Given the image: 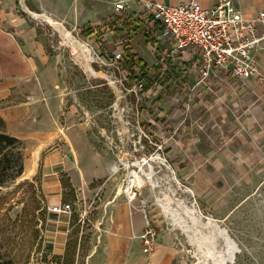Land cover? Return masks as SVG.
I'll list each match as a JSON object with an SVG mask.
<instances>
[{
    "label": "rangeland",
    "instance_id": "rangeland-1",
    "mask_svg": "<svg viewBox=\"0 0 264 264\" xmlns=\"http://www.w3.org/2000/svg\"><path fill=\"white\" fill-rule=\"evenodd\" d=\"M44 29L69 110V118L62 122L66 130L59 129L65 159L56 169H63L57 175L62 184L60 204H69L70 212L50 211L42 186L46 169L42 158L40 173L24 176L31 154L21 140L22 172L0 183V244L12 264H150L157 243L171 246L172 264H206L199 260L197 239L207 241L208 217L225 228L238 247L229 264H264V176L254 184L234 186L214 207L194 199L167 159V165L152 161L155 186L146 182L134 187L130 199L125 191L128 172L140 168L134 161L157 153L166 158L159 132L144 125L149 109L145 97L128 90L131 78L119 80L95 61L94 51L105 47L100 48L107 37L103 30L66 28L89 47L86 55L55 25L47 23ZM143 41L138 36L132 44L138 48ZM87 62L95 72L87 70ZM141 167L148 170L147 164ZM166 196L187 218L189 230L162 211L157 199ZM189 208L199 217L198 223L187 215ZM53 218L66 222V231L51 228ZM147 224L156 231L151 248L140 237ZM137 226L138 233L133 228ZM223 246L217 237L215 250Z\"/></svg>",
    "mask_w": 264,
    "mask_h": 264
},
{
    "label": "crops",
    "instance_id": "crops-1",
    "mask_svg": "<svg viewBox=\"0 0 264 264\" xmlns=\"http://www.w3.org/2000/svg\"><path fill=\"white\" fill-rule=\"evenodd\" d=\"M115 1L118 0L0 2V117L5 131L29 147V164L36 161L29 176L40 173L38 160L43 159L46 169L42 186L50 206L62 202V184L57 175L63 169L56 166L65 159L59 129L66 128L62 122L69 118V110L65 109L59 67L49 51L44 28L47 23L54 26L52 21L71 30L93 25L94 31L99 28L107 36L100 45L105 47L96 51L111 52L116 47L115 38L119 39L123 30L120 23L115 25L116 32L107 24L117 13ZM125 1V13L135 15L143 10L146 0ZM151 1L176 4L184 0ZM195 1L203 7L216 2ZM234 2L246 16L264 11V0ZM130 21L138 27L126 35L125 45H130L137 64L149 66L157 59V49L154 52L155 48L148 44L144 21ZM257 32L264 34V21L258 23ZM138 36L144 40L138 47L142 54L132 44ZM158 45L160 49L170 48L163 40ZM253 54L258 66L254 75L236 78L221 69L218 75L210 73L200 82L197 63L190 55L183 54L182 60L178 56L169 58L162 85L154 94L159 112L148 123L159 132L165 157L176 176L194 199L208 206L219 207L225 199L223 195L234 186L254 184L264 176V40L259 41ZM50 145L53 147L47 149ZM55 221H51V228L66 231V222ZM133 228L138 233V226ZM116 253L117 249H113L112 255ZM173 255L168 243H157L150 264H172Z\"/></svg>",
    "mask_w": 264,
    "mask_h": 264
},
{
    "label": "built area",
    "instance_id": "built-area-1",
    "mask_svg": "<svg viewBox=\"0 0 264 264\" xmlns=\"http://www.w3.org/2000/svg\"><path fill=\"white\" fill-rule=\"evenodd\" d=\"M142 5L143 10L133 15L124 11L127 1L114 2L117 11L115 15L119 16L117 24L120 23L122 33L114 50L104 54L95 50L94 57L99 65L119 80L131 78L129 91L143 94L149 106L144 116V125L152 115L159 112L154 94L162 85L169 58L178 56L182 60L183 54L190 55L191 60L197 63V82L205 80L210 73L218 75L221 69L227 70L236 78L252 76L258 70L253 51L259 41L264 40V34L259 35L257 32L258 23L264 21V11L255 16H246L234 0H216L210 7H203L195 0H184L176 4L146 0ZM130 19L144 21L148 44L150 48H155L154 52L157 49L156 61L149 66L145 65L142 70L127 62V39L123 22ZM160 40L168 42L170 48L160 49ZM49 209L53 212H70V206L66 203L49 206ZM155 235L156 231L147 224L140 237L143 244L151 248Z\"/></svg>",
    "mask_w": 264,
    "mask_h": 264
},
{
    "label": "bare ground",
    "instance_id": "bare-ground-1",
    "mask_svg": "<svg viewBox=\"0 0 264 264\" xmlns=\"http://www.w3.org/2000/svg\"><path fill=\"white\" fill-rule=\"evenodd\" d=\"M52 22L55 25V27L61 30L69 39H71V41L77 42L86 55L90 53L89 47L85 43L83 44L80 40H78L72 34L70 30L66 28L63 29L62 26L58 22H55V21H52ZM86 68L90 72H95V70L91 68L88 62L86 63ZM152 161H155L158 164L167 165V163L164 160V157L159 153L149 156V157L144 155L142 156V158L134 161V163L140 166V168L139 170L135 168H131L128 172V180L125 186V191L128 193L130 199L133 196L134 187H140L144 185L146 182H150L152 186H155V181H153L152 179L153 177L152 175L154 171ZM35 163L36 161H32L30 164L27 165L25 172H24V176H29L32 173V170H33L32 166ZM143 164L148 165V170H145L143 169V167H141ZM126 165H128L127 162H126ZM157 200H158L159 205L162 207V211L165 213V215L169 216L174 223L181 226L184 230L186 231L189 230L191 226L187 223L188 221L187 218L185 216H182L177 211V208L171 204V200L169 197L166 196L165 199L158 198ZM186 213L194 223L199 222V217L196 216L193 208L187 209ZM204 225L210 228V231L208 235L205 236L207 237L206 239L207 241H204V240L202 241L200 239H197L198 236L196 235L197 236L196 239L198 241V246L200 249L199 260L203 261L206 264H229L230 262H232L236 251H238L237 250L238 247L236 246L233 239L229 236L226 229L221 227L211 217H208V220L204 222ZM197 231L202 232L201 229H197ZM217 237H221L224 243L223 249L219 251L215 250V240Z\"/></svg>",
    "mask_w": 264,
    "mask_h": 264
},
{
    "label": "trees",
    "instance_id": "trees-1",
    "mask_svg": "<svg viewBox=\"0 0 264 264\" xmlns=\"http://www.w3.org/2000/svg\"><path fill=\"white\" fill-rule=\"evenodd\" d=\"M114 17V16H113ZM119 21V16H116L112 20L108 21V27H110L114 32L117 31L115 25ZM134 22V21H133ZM94 26L90 25L86 27L85 31H94L92 28ZM138 27L136 22L134 24L131 23L130 20L124 21L125 34L128 35L131 32V29H135ZM130 45L125 46V51L127 54V62L133 67H140L142 70L145 65L137 64L134 61L135 54L132 53ZM22 141L7 133L4 129V122L0 117V183L5 182L7 179L18 175L22 172V153L20 150V146ZM64 185V184H63ZM64 186H68L66 183ZM0 264H12V259L5 256V253L2 251L0 244Z\"/></svg>",
    "mask_w": 264,
    "mask_h": 264
}]
</instances>
